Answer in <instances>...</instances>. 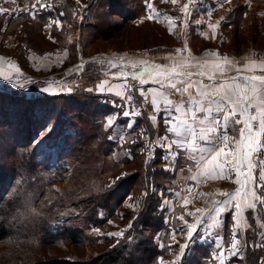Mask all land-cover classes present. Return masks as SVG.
Returning <instances> with one entry per match:
<instances>
[{
  "label": "rangeland",
  "instance_id": "374dc122",
  "mask_svg": "<svg viewBox=\"0 0 264 264\" xmlns=\"http://www.w3.org/2000/svg\"><path fill=\"white\" fill-rule=\"evenodd\" d=\"M114 1L105 0L103 8L100 6L89 8L91 0H79V3L77 0H40L49 7L40 8L37 5L33 18L29 11L23 9H31L35 0H0V8L8 10L0 12V58H2L0 72H3L5 77H12V82L0 77V89L3 90L0 92V163L5 160L6 165H11L14 153L23 155L25 150L30 165L45 163V159H48L51 167L49 179L51 176L65 179L60 183H54L53 187L65 188L70 170L67 169L66 174H56L60 164L63 163L57 161L59 155L57 144L61 138L58 141L53 139L51 141V130L53 127L60 128L62 125L55 126V121L61 116L67 119V115L84 101L91 102L96 107L97 111L93 115L95 119H99L103 132L106 133L105 140L118 146L117 150H112L116 160L131 159V144L144 142L145 147L146 141L150 138L147 131L144 139L138 135L146 129L143 123H138L141 115L137 116L135 121L137 127L127 128L128 117H125L123 112L128 110L125 107L128 101L118 100L97 91V86L102 81L113 80V74H119L121 70L125 71L119 70L122 64H128L127 58L120 57L122 55H133L137 58L151 56L157 57L158 60L166 56L174 57L178 49L182 51L185 49L188 54L200 57L217 53L218 56L227 55L238 59L264 60V0H227V2L226 0H177L176 3H172V0H139L134 11L132 8L124 11L126 18L109 12ZM115 2H121L124 7L131 6L128 4L129 0ZM93 3L97 5L96 1ZM148 3H151V9L147 7ZM185 4H188L186 13L183 11ZM93 15L98 17L97 20H92ZM134 15L135 18L132 17ZM149 15L153 18L147 19ZM170 17L175 19L170 21ZM57 20L60 21L59 24L53 22ZM50 22L52 23L49 27L47 25ZM113 63L117 67H112ZM137 70L127 67L128 72ZM17 83L22 84L23 87H18ZM44 88H48V92L42 91ZM39 95L53 98V102L50 104L47 102L50 108L45 111L47 113L52 111L49 127L42 130L35 127L37 135L33 144L25 145L24 149L12 150L14 143L8 141L11 130L7 124H10L11 119L18 114L25 112L26 108L19 99L31 100L38 98ZM9 96L19 99L14 103ZM138 99L139 96L136 94L131 104L140 106L142 103L140 99L141 103L136 105ZM145 106L142 113L147 111ZM34 107L36 108V105ZM34 111L42 114L39 110ZM49 115L47 114L45 119ZM109 117L114 120L113 128L106 127V120ZM113 129L120 130L124 139L116 135ZM6 134L10 136L7 137ZM109 136L114 138L109 139ZM7 142L10 148L6 145ZM31 150L36 151L32 159L31 154L28 153ZM154 150H156L155 158L160 157V152L156 148ZM148 158L149 155L145 154V163H148ZM259 159L264 160V153L260 154ZM92 164L88 161L84 165L80 178L85 185L89 188L94 187L97 191L102 187L111 186L117 177L126 174L127 170L139 169L135 164L120 166L119 170L112 169L113 163L109 162L97 176L96 165ZM78 176L79 171L76 177ZM256 177L258 179V175ZM240 179L243 180L242 177ZM174 180L182 183L184 178L177 180L174 178ZM153 184L152 182L150 189L158 197L157 210L165 213L169 219L165 228L154 237L159 249L156 264H160L161 260L164 264H171L180 251V248L175 246L177 239H173V234L178 228L175 220L181 212H178L177 201L172 199L175 201V206L169 213L168 204L172 208L173 201L162 199L160 187ZM171 184L172 187L176 185L172 181L169 185ZM231 185L233 186V183ZM22 188L26 190L25 186ZM263 189L260 191H264ZM144 193L146 190L129 193L117 207L113 203L111 212L107 209L97 211L96 218L100 222L89 227L87 232L90 235L89 239L85 235L81 241H63L58 246L45 244L47 246L40 252L32 249V255L43 262L55 259L89 260L114 247L119 241L127 240V233L131 231L138 212L142 209ZM162 216L165 219L164 214ZM254 218L257 221L260 241L264 233L260 228L264 213L257 212ZM245 225H241L242 233L245 231ZM227 230H230V227L225 232ZM120 231H123L122 237L107 235ZM230 233L232 240L233 230H230ZM240 233L241 231L238 235L242 244V233ZM227 244L225 237L223 244L221 240L215 242L213 251L210 249V254L214 255L208 257L207 264H219L217 254ZM3 246L0 247V264H3V261L22 258L21 255H15L16 253L6 254L4 249L7 245Z\"/></svg>",
  "mask_w": 264,
  "mask_h": 264
},
{
  "label": "trees",
  "instance_id": "16d2710c",
  "mask_svg": "<svg viewBox=\"0 0 264 264\" xmlns=\"http://www.w3.org/2000/svg\"><path fill=\"white\" fill-rule=\"evenodd\" d=\"M95 1L97 5L93 3ZM115 1L109 12L112 15L125 17L124 11L130 8L134 11L139 0H129L128 4L131 6L125 7L121 2ZM104 3L105 0H91L89 8L94 6L103 8ZM132 17L135 18L136 15ZM97 18L93 15L92 20L95 21ZM1 91L3 90L0 89ZM9 97H12L14 103L19 99L15 96ZM23 99L19 100H22V106L26 108L25 112L12 119L9 118L12 122L7 124L11 130L8 141L14 143L12 150L24 149L25 145L33 144L37 135L35 127L41 130L49 127L52 115V111L45 112L53 102L52 97L50 99L39 95L35 99ZM60 99L65 98L60 97ZM96 111V107L91 102L84 101L67 115V119L61 116L55 121V126L62 125L60 128L53 127L51 130V141L52 139L58 141L61 138L57 144L59 153L57 161L63 163L60 164L56 174H66L67 169L70 170L65 188L53 187L54 183H60L65 179L62 180L63 177L59 176H51L49 179L51 167L48 159L44 161L46 164L30 165L25 150L23 155L14 153L11 165H6L5 160L0 163V247L6 244L7 248L4 249L6 254L16 253L15 255L22 256L14 261H3V264H156L159 249L154 237L165 228V224L163 213L157 210L158 197L150 191V185L153 182V185L160 187L166 179V173L161 170L160 157L145 163L143 142L130 145L132 154L130 160L128 158L123 159L124 161L116 160L112 150H117L118 146L105 140L106 133L103 132L99 119H95L93 115ZM47 114L50 115L45 119ZM139 122L146 127L145 130L151 139L155 130L145 112L142 113ZM5 136L8 137L10 134ZM35 152L28 151L31 159ZM88 161L96 165L97 176L109 162L113 163L112 169L119 170L120 166L132 164L139 169L127 170L126 174L120 176L121 179H116L111 186L102 187L97 191L94 187L89 188L85 185L80 178V172L83 173V167ZM23 186L26 190L22 188ZM141 190H146L147 195L143 199L142 209L138 212L131 231L127 233V240L119 241L114 247L89 260L55 259L43 262L32 255V249L40 252L47 246L45 244L58 246L63 241H81L85 235L89 239L90 235L87 234L89 227L100 222L96 218L97 211L107 209L111 212L113 203L117 207L129 193H137ZM245 217L247 218L245 231L240 233L243 259L236 256L227 264H261L264 259V247L255 246L264 244V235L259 241L257 221L251 210L245 212ZM262 222H264L263 218ZM230 223L228 214L225 230ZM225 230L224 237L226 242H229L231 233L230 230L226 232ZM208 257H210L209 246L198 244L194 247L193 254L182 260L181 264H207Z\"/></svg>",
  "mask_w": 264,
  "mask_h": 264
},
{
  "label": "snow or ice",
  "instance_id": "6c2138e0",
  "mask_svg": "<svg viewBox=\"0 0 264 264\" xmlns=\"http://www.w3.org/2000/svg\"><path fill=\"white\" fill-rule=\"evenodd\" d=\"M77 2L79 3V0ZM176 2L177 0H172V3ZM37 5L40 8L49 7L40 0H35L31 9L25 8L23 11H29L35 18ZM147 7L151 9V3H148ZM187 9L188 4H185L183 11L186 13ZM6 11L8 10L0 8V12ZM146 18L152 19L153 17L149 15ZM174 19V17L169 18L170 21ZM53 22L60 23L58 20ZM51 23L47 26L50 27ZM171 30L170 27L169 31ZM181 51L178 49L177 53ZM210 55L218 56L217 53ZM140 63L144 67L139 72H121L113 76L124 81L130 77L138 81L140 85L151 83L159 86L153 89H137L139 95L143 97L140 106L131 104L132 96L127 94L132 91L131 85L127 83L119 85L118 87L124 88L125 92L115 93L128 101L125 107L129 110L123 112L125 117L142 115L144 105L150 104L151 112L148 114V120L153 129L158 127L161 120L163 121L165 135H157L154 140L148 139L145 149L151 151L148 145L153 143L168 151L169 157L178 156L181 151L190 153V158L196 163V175L192 177L194 181L197 177L230 179V176L224 174L226 170L234 172L237 177H243V180L236 179L235 183L239 187L234 192L220 193L225 199L213 200L211 207L196 208L195 213H187L190 216L200 213L201 217L193 224L184 221L188 228L185 236L187 242L179 246V254L175 255L171 264H179L185 250L195 242L197 224L203 221L204 215L215 213L219 216L228 210H233L232 242L228 249L218 253L217 258L219 264H225L223 257L227 252L229 258L237 255L243 259V245L238 233L241 225L247 224L244 214L248 210H251L254 216L257 212L264 213V191H260L264 188V160L259 159L260 154L264 153V142L261 141L264 137V75L246 73L264 72V60L246 62L242 66H237L227 57L222 60H205L197 64L179 62L171 67L148 65L143 61ZM112 67H117V65L113 63ZM132 67L135 68L136 65ZM233 71L236 75H229ZM0 77L12 82V77H5L3 72H0ZM193 77L200 79H193ZM205 80L208 83H205ZM17 86L23 87L19 83ZM98 88L101 92H111L113 86L106 87L105 82H101ZM165 89L171 91H164ZM68 90L71 91V89ZM42 91L48 92V88ZM89 91L92 90L89 89ZM173 93L180 95L179 102H174L170 98ZM113 125V118H107L106 127L113 128ZM237 125L240 126L238 128L239 139L228 135V129L235 128ZM132 127L131 123L127 125V128ZM220 129H223V132ZM113 130L116 135L124 139L120 130ZM145 133L146 130L138 135L144 139ZM169 133L174 134L175 138H170ZM113 138L109 136V139ZM257 168L260 169L258 179L255 175ZM121 178L117 177V180ZM144 194L147 195V193ZM189 203L190 201L185 198L184 206L187 207ZM180 219L183 221V216ZM260 228L264 230V222H260ZM107 235L122 237L123 231L107 233ZM173 239H175V234H173ZM255 246L264 247V244ZM160 264L164 262L161 260ZM261 264H264V259Z\"/></svg>",
  "mask_w": 264,
  "mask_h": 264
},
{
  "label": "crops",
  "instance_id": "0c3cea01",
  "mask_svg": "<svg viewBox=\"0 0 264 264\" xmlns=\"http://www.w3.org/2000/svg\"><path fill=\"white\" fill-rule=\"evenodd\" d=\"M183 50L184 51H182L181 53H177V55L174 57L166 56V57H161L158 60H156L157 57L155 58L151 56L150 57L144 56L142 58L140 57L137 58L133 55H130V56H128V54L122 55L120 57L122 59L127 58L126 61L128 62V64L126 65L122 64L124 66L121 67L119 70L123 69L125 71L121 70V72L132 73V72L127 71V67H132V65H136L135 68H137L138 70L135 72H139L144 67V65L140 63L142 61L147 62L148 65L171 67L174 64L179 63V62H185L188 64H197V63H203L205 60H209V61L218 60V59L222 60L224 57H227L230 60L234 61L237 64V66H242L246 62H250V61L259 62L263 60V59L257 60V59H241V58L238 59L234 57H229L227 55L215 56V57L211 55H205L204 57H200V56H195L194 54H188V52L185 49ZM192 70L196 71V69H192ZM246 74L264 75V72L256 71L254 73H246ZM229 75H236V73L235 71H233L229 73ZM193 79H200V78L193 77ZM102 82H105L106 87L108 85L113 86L112 91L111 92H108V91L101 92L99 91V88H98L99 85L97 86V91L106 96L114 97L115 99H118V100H126V99H122L121 96H118L115 94L118 91L121 93L125 92L124 88L118 87L119 85H122L124 83H127L128 85L132 86V91L130 93H127L128 95L132 96V100L135 98V95L137 94L141 102L143 101V97L139 95V93L137 92V89L139 88L153 89V88L159 87L158 85L151 84V83L140 85L138 81L133 80L130 77L127 79V81H124L122 79L113 78V80H104ZM204 82L208 83L207 80H205ZM164 91H171V90L165 89ZM170 98H172L174 102H179L181 100L180 95L175 94V93H173V95ZM139 99L136 105H138V103H141ZM184 99H186V97H184ZM145 107L147 108V111H145V113L148 118V114L149 112H151V105L148 104ZM127 119H128V124L131 123L133 127H137L135 124V121L137 120V116H130ZM239 127L240 126L237 125L235 126V128H229L228 135L230 137H236L237 139H239V133H238ZM154 130H155V133L153 134V137H152L153 140L155 139L157 135L159 136L165 135V125L162 120L159 122L158 127ZM220 131L223 132V129H220ZM168 135L170 138H175L174 134L172 133H169ZM261 141L264 142V137L261 138ZM148 147L151 149V151H148L144 147V154L149 155V158L147 161L155 158L156 150L154 149L156 148L160 152L161 170L167 175L166 179L164 180V183L160 186V195H161L160 197L162 199L165 198V200L171 199V202L173 200H176L177 201L176 205L179 206L178 212H181L179 213V216H177L175 220V222L178 223V228H177V231L175 232V238L177 239V242H175V246L179 247L181 244H185L187 242L185 239V236L188 231V228L186 224L184 223V221H187L189 224H193V223H196L197 220L200 219L201 217L200 213H196L194 216H190L187 213L188 212L195 213L196 208H202V207L209 208L211 207V202L213 200L219 201V200L225 199V197L221 196L220 193L234 192L236 188L239 187V185H237L235 181L236 179H240V177H237L234 172H229L226 170L224 174L225 176H230L231 177L230 179H220V178L213 179V178H206V177H197V179L194 181L192 180V177L196 175V171H195L196 163L190 158V153L181 151L178 156L169 157L168 151H166L162 146H157L156 144L150 143ZM259 171L260 169L257 168L255 175L259 176ZM181 177L184 178V181L182 183L176 182L174 180V178H176L177 180ZM171 181L176 184L175 187H172L173 184L169 185ZM232 183H233V186L231 185ZM189 189L191 190L189 191ZM242 190L243 188H241V191ZM150 191L153 192L152 189H150ZM185 198L190 201L187 207H185L183 204V201ZM172 203H173L172 208L170 204H168L169 209L167 211L169 213H170V210L173 209L175 206V201H173ZM163 214L165 216L164 224L167 225L166 222H168L169 219L165 213ZM228 214L230 215V219H231V223L229 227H230V230H233V210L225 211L219 216H217L215 213L204 215L203 221L197 224V233H196L197 238L195 239V242L191 244L190 248L185 250V254L181 257L179 264H181L182 260H184L185 258L193 254L194 247L198 244H206L209 246V248L212 251H213V247L215 246L214 245L215 242L217 241L220 242L221 240L223 244L224 230L226 228V216ZM181 216H183V221L180 219ZM240 231H242V229H240ZM231 242L232 240H231V235H230L228 244L225 245L223 248H221V251L228 249ZM220 246H218V249L220 248ZM213 255L214 254H210V256L212 257ZM236 256L237 255H233L229 258L227 252H225L223 259L226 263L231 258L236 257Z\"/></svg>",
  "mask_w": 264,
  "mask_h": 264
}]
</instances>
